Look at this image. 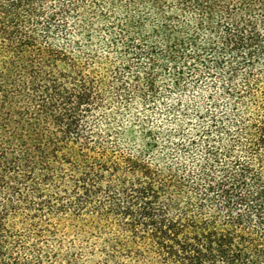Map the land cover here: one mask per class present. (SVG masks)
I'll return each mask as SVG.
<instances>
[{
  "label": "trees",
  "instance_id": "obj_1",
  "mask_svg": "<svg viewBox=\"0 0 264 264\" xmlns=\"http://www.w3.org/2000/svg\"><path fill=\"white\" fill-rule=\"evenodd\" d=\"M0 264H264V0H0Z\"/></svg>",
  "mask_w": 264,
  "mask_h": 264
},
{
  "label": "rangeland",
  "instance_id": "obj_2",
  "mask_svg": "<svg viewBox=\"0 0 264 264\" xmlns=\"http://www.w3.org/2000/svg\"><path fill=\"white\" fill-rule=\"evenodd\" d=\"M210 91H211V88H204V86H202V85H199V86L191 85V86H187L186 88H183L181 90L173 89V93H172L171 97L169 98V101L174 102V101L179 100L180 98H183L184 100H187L188 102H190V101H193V99L195 98L196 95H198V94H204L205 95V93H209ZM208 101H210V99L206 98V96H205L204 101H202V103L206 104L205 102H208ZM167 104H169V103H167ZM156 105H158V106L156 107ZM156 105L139 104V110H140V112H146L147 118L148 119L152 118V120L155 121V119L157 117H159V115H158V113H156V114L152 113L153 108L156 107L157 112L161 111V109H164L163 108L164 106H162L161 104H156ZM118 108L119 107H116V109H118ZM163 112H165V111H163ZM151 114H152V116H151ZM141 115H142V113H141ZM161 116L164 119L170 118V116H167V115L166 116L161 115Z\"/></svg>",
  "mask_w": 264,
  "mask_h": 264
}]
</instances>
